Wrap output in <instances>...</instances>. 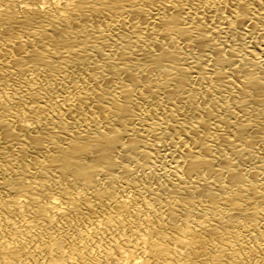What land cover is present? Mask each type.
Instances as JSON below:
<instances>
[{
	"label": "bare ground",
	"instance_id": "6f19581e",
	"mask_svg": "<svg viewBox=\"0 0 264 264\" xmlns=\"http://www.w3.org/2000/svg\"><path fill=\"white\" fill-rule=\"evenodd\" d=\"M0 264H264V0H0Z\"/></svg>",
	"mask_w": 264,
	"mask_h": 264
}]
</instances>
